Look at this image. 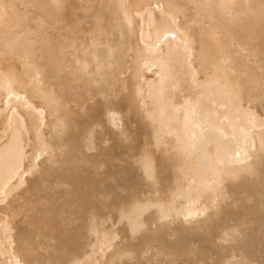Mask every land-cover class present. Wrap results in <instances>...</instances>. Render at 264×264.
I'll return each mask as SVG.
<instances>
[{
  "label": "bare ground",
  "instance_id": "bare-ground-1",
  "mask_svg": "<svg viewBox=\"0 0 264 264\" xmlns=\"http://www.w3.org/2000/svg\"><path fill=\"white\" fill-rule=\"evenodd\" d=\"M0 264H264V0H0Z\"/></svg>",
  "mask_w": 264,
  "mask_h": 264
}]
</instances>
